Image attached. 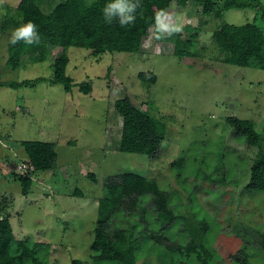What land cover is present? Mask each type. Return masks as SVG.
I'll return each instance as SVG.
<instances>
[{"label": "rangeland", "instance_id": "rangeland-1", "mask_svg": "<svg viewBox=\"0 0 264 264\" xmlns=\"http://www.w3.org/2000/svg\"><path fill=\"white\" fill-rule=\"evenodd\" d=\"M64 1L48 0L40 9L50 13ZM213 1L221 19L189 1L172 22L162 19L149 27L137 53L94 56L86 49L55 47L40 62L23 57L13 70L7 66V45L14 27L5 22L16 15L21 0H0V218H9L15 239L47 245L48 264H94L91 247L104 186L128 173L153 179L169 192L184 223L209 227L206 245L218 255L214 264H231L244 242L257 250L250 264H264V193L250 189L264 137L261 149L248 146L227 123L232 117L250 121L262 132L264 71L226 64L213 41L219 25L264 26V0L258 10L228 11L222 10V0ZM64 55L70 93L50 84L53 64ZM149 74L153 82L148 76L142 80ZM38 80L44 81L16 90L10 86ZM84 83L90 85L87 94L80 89ZM125 98L164 129L162 147L152 159L120 152L121 122L114 105ZM36 141L53 146L51 170L37 172L29 164L23 143ZM24 175L32 179L27 196L16 182ZM124 216L120 228L136 221L144 230L141 210ZM135 238L140 243L135 264H180L156 242Z\"/></svg>", "mask_w": 264, "mask_h": 264}, {"label": "trees", "instance_id": "trees-1", "mask_svg": "<svg viewBox=\"0 0 264 264\" xmlns=\"http://www.w3.org/2000/svg\"><path fill=\"white\" fill-rule=\"evenodd\" d=\"M48 0H21L15 10V16L7 19L5 24H12L14 29L28 21L38 26L41 36L39 44L26 45L23 41L12 45L8 42L7 66L16 70L22 58L27 56L33 62L43 61L52 48H81L92 51L94 56L106 53H137L143 38L151 26H158L162 19L173 21L175 12H181L187 2L194 1L202 5L203 13H214L216 19L222 14L213 0H131L138 3L135 11L136 19L129 25H120L115 18L106 23L103 8L108 0H65L57 4L50 13H43L40 6ZM176 5V11L171 9ZM222 10H258L260 0H222ZM264 22V14H263ZM213 41L225 54L224 62L240 68H255L264 71V26L252 24L240 26L223 24L217 26L213 33ZM180 52L177 55H183ZM67 57L61 56L53 64L54 77L52 85H61L65 93L73 88L72 79L66 75ZM153 82V75H142ZM35 83L24 82L22 85H10L16 90L21 86H35ZM0 83V87H2ZM84 93H88L90 85H80ZM121 122L120 152L154 158L162 147L164 129L147 113L135 109L129 99L115 102ZM227 123L244 143L261 149L264 137L255 130L250 121L228 118ZM23 148L28 162L37 172H45L54 168L56 153L50 143L24 142ZM28 170L31 168L27 166ZM23 196L29 195L32 179L29 175L18 178ZM250 189L264 193V155L258 156L251 167ZM145 204H149L145 208ZM142 211L145 228L133 222L129 229L120 228L118 222L126 213L134 215ZM114 220V221H113ZM113 221V223H112ZM217 223V222H216ZM218 224V223H217ZM219 228V225H218ZM175 229V231H172ZM209 227L205 224L195 225L189 221L184 223L179 209L174 207L172 195L160 188L153 179L135 174H122L110 179L104 186V196L100 199L97 210V224L92 244V262L94 264H135L139 241L135 238L146 237L156 242L174 256L180 264H214L215 251L207 247ZM261 237L264 238V235ZM244 242V241H243ZM211 244V242H208ZM237 258H231V264H250L251 255L257 250L243 243ZM264 250V244L262 246ZM47 245L17 240L9 218H0V264H48ZM259 251V250H258ZM229 260L230 257L228 256ZM70 264H81L73 260Z\"/></svg>", "mask_w": 264, "mask_h": 264}, {"label": "clouds", "instance_id": "clouds-1", "mask_svg": "<svg viewBox=\"0 0 264 264\" xmlns=\"http://www.w3.org/2000/svg\"><path fill=\"white\" fill-rule=\"evenodd\" d=\"M138 3L131 0H108L103 8V16L106 23H111L115 18L119 19L120 25H129L136 19L135 11ZM41 36L38 26L32 21L22 24L12 30L10 43L16 45L23 41L26 45L39 44Z\"/></svg>", "mask_w": 264, "mask_h": 264}, {"label": "built area", "instance_id": "built-area-1", "mask_svg": "<svg viewBox=\"0 0 264 264\" xmlns=\"http://www.w3.org/2000/svg\"><path fill=\"white\" fill-rule=\"evenodd\" d=\"M23 168H24V166L22 164H19L18 169L21 171V170H23Z\"/></svg>", "mask_w": 264, "mask_h": 264}]
</instances>
